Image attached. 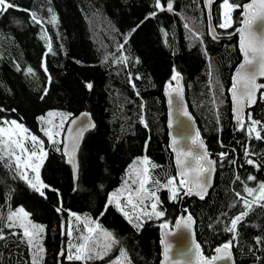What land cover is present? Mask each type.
<instances>
[{
	"label": "trees",
	"instance_id": "16d2710c",
	"mask_svg": "<svg viewBox=\"0 0 264 264\" xmlns=\"http://www.w3.org/2000/svg\"><path fill=\"white\" fill-rule=\"evenodd\" d=\"M248 1L230 0L241 5ZM9 2L19 9L36 12L42 23L33 22L27 11L15 7L0 13V126L2 121L16 120L44 141L47 158L40 169V179L58 190L59 195L45 189L47 198L41 197L6 162H0V215L6 217L9 208L22 206L31 213L34 223L45 227L40 241L45 249L42 264H58L60 260L63 264H80L58 256L69 239L61 235L62 223L66 228L67 222H72L74 237L82 234V222H77L75 216L91 217L113 233L119 241L112 248L113 258L123 248L131 264H160L159 225H173L181 211L183 194L171 201L167 190L159 191V208L165 216L146 220L139 231L112 206L101 213L108 197L123 187L129 166L138 158L146 155L158 165L150 171L162 183L176 176L163 95L165 85L172 83L175 68L181 73L189 111L216 161L209 194L204 200L190 198L184 203L195 220L196 240L203 254L211 257L215 247L232 238L224 228L242 211L239 203L232 207L237 200L235 193L246 195L245 184L258 187L259 182H264V140L249 139L245 131L232 132L228 90L232 73L241 61L234 37L241 23V9L232 12L233 24L225 29L219 27L222 0L213 5L212 22L217 35L222 37L216 40L209 35L202 0H172V12L156 9L155 0ZM167 2L161 0L165 6ZM153 12L155 16L150 15ZM53 15L56 21L51 23ZM43 53L52 77L47 88L39 70ZM121 57L127 60L121 63ZM29 68L34 74L28 73ZM88 83L92 84L91 89L87 88ZM50 111L68 117L64 127L80 112L89 113L95 125L80 147L75 181L57 151L61 144H50L41 130L55 131L61 121L60 116L48 117ZM249 112L254 119L264 122V102L260 99ZM41 116L51 124L41 122ZM261 134L264 136V132ZM61 136L57 139L61 140ZM245 147L254 153L248 158L262 165L260 170L245 162ZM221 152H227L228 158L221 161ZM136 166L143 167L138 163ZM249 175L255 176L256 181H249ZM57 207L63 210L58 213ZM76 228L81 232H76ZM238 230L232 248L235 264H264V208L254 207ZM4 233L7 240L0 241V264H30L27 245L11 236L7 228ZM257 237L262 240L259 244Z\"/></svg>",
	"mask_w": 264,
	"mask_h": 264
},
{
	"label": "snow or ice",
	"instance_id": "6c2138e0",
	"mask_svg": "<svg viewBox=\"0 0 264 264\" xmlns=\"http://www.w3.org/2000/svg\"><path fill=\"white\" fill-rule=\"evenodd\" d=\"M211 3L212 0H206L207 6H210ZM14 7L17 10L27 11L33 22L37 24L42 23L36 12L29 9H19L18 6L10 3L9 0H0V13L6 11L8 8ZM155 8L159 11L167 10L168 12H172V0H168L166 6L161 3V0H155ZM221 8L223 9V22L219 24L220 28L226 29L232 26L233 20L231 14L237 8L242 10L243 16L241 21L242 26L236 28V32L239 33V47L243 62L239 64L232 77V86L230 89L235 120L239 129L245 131L249 139L254 138L257 141L264 140V136L261 134L264 132V122L254 119L252 112L247 113L246 120L244 116L245 109L252 108L257 103L258 93L259 99L261 102H264V92L261 91V89H264V83H257L258 78H264V0H249L248 3L243 5L230 2V0H222ZM150 15L155 16L156 13L153 12ZM55 21L56 17L53 15L49 22L54 23ZM185 27L187 28L188 25L185 24ZM135 30V28L132 29V32ZM130 35L131 33H129ZM213 38H216L214 33ZM124 43H127V37ZM47 47L49 52H51L50 42ZM120 47L123 48V44ZM204 55H208L206 50ZM126 60L127 57H121L120 62L123 63ZM44 70L47 72L46 66ZM28 73L34 74L31 68L28 69ZM181 78V73L173 68L171 81L176 82V87H173L169 83L168 91L166 92L170 105L173 103V94L181 101L183 99L182 88L180 87ZM50 81L51 77H49ZM86 86L88 89L92 88L91 83H88ZM134 87L135 85L133 84ZM45 95H47V92H45ZM0 111H3V109H0ZM178 111L180 115L186 117L189 121L192 120L191 115L182 106ZM47 116L61 117L60 123L55 126V131L49 128H42L41 130L44 132L50 144H64V155L67 157V162L72 166L75 177L77 173L75 156L80 139L88 128H94L95 125L87 122V114H85L84 120H82L74 133L72 128L67 129L68 136L66 139L71 141L69 145L64 143L63 140L57 139L65 131L64 122L68 117L64 113L51 111ZM39 120L45 122L46 118L41 116ZM46 122L51 124L50 120ZM71 123L76 124L77 121L72 120ZM141 123H144V121L141 120ZM2 124L7 125V127L0 126V162H6V166L12 169L20 180L24 181L31 190L38 193L41 197L47 198L45 189L56 191L58 194V190L52 189L40 179V169L47 158L44 141L38 139L36 135L31 134L27 128L23 127L16 120H5L2 121ZM145 127H147L146 123ZM169 127H173L171 119L169 120ZM189 139L191 145L197 149L195 153L192 148L185 149L179 147L181 141L176 137L172 139L171 148L175 153V163L178 169L176 176H170L162 183L160 180L154 179L150 171L151 169L157 168L158 165L152 163L146 155L142 159L138 158L137 161L133 162V165L129 166L123 187L108 197L101 215L107 212L109 206H112L116 211L121 213L134 229L139 231L142 229L146 220H160L165 216V212L159 208L161 200L157 193L161 190H167L169 193L168 198L171 201H176L178 198H181V194L183 196L195 195L201 200H204L211 187L216 161L210 158L211 154L207 150L199 131H196L195 135L189 137ZM28 141L31 142L30 146L27 143ZM221 146L223 147L224 145L221 143ZM146 150L147 142L145 144ZM57 151H60V149L57 148ZM251 155H254V153L250 152L248 147H245V162L260 170L262 165L248 158ZM219 157L223 161L228 158V153L221 152L219 153ZM137 163L143 167H137ZM230 163L234 164L235 161L231 160ZM30 173H34V175L30 176ZM236 179L239 180L240 177L237 176ZM247 179L249 181H256V177L253 175H249ZM244 193L246 195H242L240 192L235 193L237 200L233 202L232 207H236V204L239 203L242 211L234 215L230 219L229 226L224 228L225 232L232 234V238L215 247L214 252L216 255L206 257L203 254L201 245L195 241L194 233L192 244L183 255L191 252L195 259V264H217L218 261L224 262V264H234L232 248L234 247L233 241L239 235L238 225L245 221V218L254 210V207L264 208V182H259L258 187H248L245 184ZM248 197L252 199H248ZM146 201L150 203H146ZM62 210V207L56 208L58 213ZM30 215L31 213L26 211L22 206L14 210L9 208L6 217L0 215V223L3 224V227H0V241L7 240V236L4 233V228H7L11 236L18 237L20 243L27 245L31 256L30 264H42L45 249L40 241L42 239L41 234L45 233L46 229L44 226L34 223L30 219ZM69 215L75 216L73 213H69ZM223 215H227V213H223ZM75 220L83 223V232H86L87 235L81 234L74 237L72 222L68 221L66 228L62 223L61 235H66L69 239L66 248L61 249L58 253L59 257L69 262L79 261L81 264H88L89 261L103 260L109 255L113 246L119 243L112 232L104 229L98 221L93 220L91 217L85 216L82 219L80 216H75ZM193 224L194 220L191 214L175 221V227L178 230L184 229L189 233H192ZM159 227L162 230L160 243L163 246V260L161 264H185V261L176 259L171 255L172 245L168 237L175 235V233L170 231L169 223H161ZM16 229L19 231H15ZM75 231L81 232V229L76 228ZM100 237L103 238L102 243L100 242ZM73 239L78 242L73 243ZM256 242L257 244L261 243V238L257 237ZM121 258L127 260L128 264H131V260L123 248L120 249L119 256L109 261V264H121ZM58 264H63V260L58 261ZM187 264H192V261L189 260Z\"/></svg>",
	"mask_w": 264,
	"mask_h": 264
},
{
	"label": "water",
	"instance_id": "95a60500",
	"mask_svg": "<svg viewBox=\"0 0 264 264\" xmlns=\"http://www.w3.org/2000/svg\"><path fill=\"white\" fill-rule=\"evenodd\" d=\"M217 1L218 0H212V3H211L210 6L206 5V0H202V3H203V7L205 9L207 20H208L209 35L213 38V33H214L215 36H216L215 39L219 40V39H222V37L217 35L216 30H215L214 25H213V22H212V16H211L212 15V7ZM240 16H241V21H242V19H243L242 10H241V15ZM241 26L242 25L240 23V25L238 27H241ZM234 37L237 38L238 51H239L240 56H241L240 63H242L243 62V57L241 55L240 47H239V33L236 32V30H235V33H234ZM239 64L236 66V68L234 69V71L232 73L231 85H230V88L228 90V96H229V100H230V103H231L232 132L233 133H236L240 129H239V126H238V124H237V122L235 120V116H234V106H233V101H232V98H231L230 89H231V86H232V77L234 76V74L236 72V69L238 68ZM257 83H264V78H258L257 79ZM171 84H172L173 87H176V82L175 81H172ZM168 85L169 84L165 85V87L163 89V95H164V98H165L166 113H167L166 127H167V132H168L169 149H170V152L172 154L173 164H174L176 175H177L178 169H177V166H176V163H175V153L172 151V148H171L172 139H173V137H176L177 139H179L181 141V144L179 145V147H183L185 149L192 148L193 152L195 153L197 151V149L194 146L191 145L189 137L194 136L196 131H199V129H198V126H197V123H196L194 117L192 116V114L189 111L188 103H187V100H186L185 87H184L182 78L180 80V87L182 88V96H183L182 101L179 98H177L175 96V94H173V97H172L173 103L171 105L169 104V97L166 94V92L168 91ZM261 91H264V89H261ZM258 100H259V93H258ZM258 100H257V102H258ZM256 104L252 108H246L245 109V113H244L245 120L247 119V113L250 110H252L256 106ZM181 106L183 108H185L188 111V113L191 115V117H192L191 121H189L186 117H183L182 115L179 114L178 109ZM85 114H87V122H90V123L93 124V120H92L91 115L89 113H87V112L78 113L76 116H74L73 118L68 120L66 125H65V127H64L65 131L62 133V136H61V140H63L64 143H67V144L70 145L71 141L69 139H66L67 136H68L67 129L68 128H72L73 129V133H74L75 130L78 128V126L81 124L82 120H84ZM170 119L172 120V124H173V127H171V128L169 127V120ZM72 120H76L77 123L76 124H72L71 123ZM91 130H92V128H88L84 132L83 137L80 139L79 146H78L77 151H76L75 159H76V164H77V173H78L77 156H78V153H79V150H80V147L82 145V142L84 140L85 135L87 133H89ZM200 136H201V134H200ZM201 138H202V136H201ZM204 143H205V141H204ZM205 145H206V143H205ZM206 147H207V145H206ZM207 150H208V148H207ZM60 152H61L62 156L64 157V161H65L66 166L70 170L72 179L75 181L76 177H77V173H76V175L74 177L72 166L67 162V157L64 155V144H61ZM210 154H211L210 158L215 160V158L212 155V153H210ZM215 175H216V164H215V172L213 173V176H212V183H211V187L209 188L208 194H209L211 188L213 187ZM190 198H197V199L201 200L198 196H195V195L183 196L182 199H181V203H180L181 204L180 205L181 206V211H180V214H179V216L177 217L176 220L180 219L181 217H186L189 214L188 210L186 208H184V203H185L186 200H188ZM193 220H194V218H193ZM175 221H174L173 225L170 227V231L175 233V235H171V236L168 237V240H169V242L172 245V253H171V255H173L176 259H181V260L185 261V264H187V262L189 260L192 261V264H195V259L193 258L191 252H188L187 255H183V253L188 251L189 247L192 244L193 233H194V239L197 242L196 234H195V220H194V224H193L192 233H189L188 231H186L184 229H179L178 230L175 227ZM159 234H160V240H161V238H162V230H161L160 227H159ZM160 247H161V261H162L163 260V246L161 245V243H160ZM232 254H233V250H232ZM213 255H216V253L214 252ZM233 260H234V255H233ZM161 261H160V264H161ZM217 264H224V262L218 261ZM234 264H235V260H234Z\"/></svg>",
	"mask_w": 264,
	"mask_h": 264
},
{
	"label": "rangeland",
	"instance_id": "374dc122",
	"mask_svg": "<svg viewBox=\"0 0 264 264\" xmlns=\"http://www.w3.org/2000/svg\"><path fill=\"white\" fill-rule=\"evenodd\" d=\"M222 12H223V9H222ZM222 22H223V16H222ZM44 68H45V61H44V53L41 55V58H40V66H39V70L41 71V73H42V75H43V77H44V79H45V86H46V88L48 87V85L50 84V82H49V77H51L50 75H49V73H48V71L47 72H45V70H44ZM52 78V77H51ZM2 126H5V127H7V125H2ZM28 144H29V146H30V141H28L27 142ZM34 175V173H30V176H33ZM146 203H150V202H147L146 201ZM82 224V234H84V235H87V233L86 232H83V223H81ZM73 243H77L78 241L77 240H73L72 241ZM100 242L102 243L103 242V238L102 237H100ZM67 246V245H66ZM112 251V250H111ZM119 256V254L115 257V258H117ZM115 258H113V256H111V252L109 253V255L108 256H106L103 260H93V261H89L88 263H90V264H109V261H111V260H113V259H115ZM64 261H67L66 259H64ZM67 262H69V261H67ZM76 262H78V263H80L81 264V262H79V261H76ZM121 264H127L126 263V260H124L123 258H121Z\"/></svg>",
	"mask_w": 264,
	"mask_h": 264
}]
</instances>
